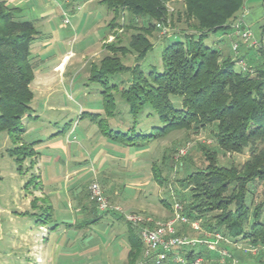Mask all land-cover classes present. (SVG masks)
I'll return each instance as SVG.
<instances>
[{"label":"trees","instance_id":"1","mask_svg":"<svg viewBox=\"0 0 264 264\" xmlns=\"http://www.w3.org/2000/svg\"><path fill=\"white\" fill-rule=\"evenodd\" d=\"M170 1L101 0L116 15L129 14L131 19L126 17V26L130 29L135 28L136 19L141 24L137 33L130 36L128 48L109 43L105 46L108 54L97 65L91 64L89 80L100 86L104 116L86 114L108 142L125 147L145 148L175 132H183L186 138L209 134L213 143L210 149L197 144L203 156L202 166L194 167L189 161L188 148L179 156L185 174L176 182L186 194L176 195L181 207L178 213L186 220L201 221L212 238L222 233L233 241L248 242L258 253L250 264H264V29L248 69L235 71L234 65H239L246 55L232 57L223 49L207 46L203 39L218 31L234 33L233 26L245 0H173L183 3L178 17L184 19L186 28L181 31H188V35H165L164 42L171 40L161 52L160 70L150 66L144 71L140 63L159 40L157 33L161 28L156 26H172L167 7ZM36 36L33 23L23 19L18 8L0 0V133L23 132L21 122L31 109L30 85L39 66L30 57ZM234 43L249 50L253 47L239 37ZM128 53L135 55L131 65L118 56ZM125 74L126 80L121 77ZM109 120L126 124L112 126ZM17 137L19 148L23 149L21 136ZM244 151L249 153V159L240 167L218 164V152ZM151 173L157 185L165 183L161 167L152 165ZM106 198L109 199L107 195ZM128 225L132 250L127 264H139L143 262L145 247L138 229ZM195 249L180 254L188 261L204 256ZM153 256L154 253L150 258ZM172 257L174 254L170 253L163 264H174Z\"/></svg>","mask_w":264,"mask_h":264},{"label":"rangeland","instance_id":"2","mask_svg":"<svg viewBox=\"0 0 264 264\" xmlns=\"http://www.w3.org/2000/svg\"><path fill=\"white\" fill-rule=\"evenodd\" d=\"M45 1L52 2L54 5H52L51 9L54 12H58L57 9L62 10L66 13L69 19V24L66 26V28L62 29L60 27L59 29V32L64 36V42H57V48H61L62 50L65 49L66 51L71 50L73 52H77L81 47L84 48V50H90L91 52H93V47L95 46L96 41L95 37L97 36V33H101L100 29H96V24L100 18L102 19L104 18V15H106L105 8H102L101 12H96L100 9L97 7L98 5H100V0H94L92 4H87L84 7L82 6V8L80 6L84 4V0H77L75 3H72L68 6L65 3L66 0H23V6L25 7L27 5V7L30 8V5L33 3L34 5L40 7ZM258 1L260 2V4H262V7L256 8L254 7V4H256V2ZM93 6H95V8H93ZM167 7L171 13L170 19L172 21V26L170 25V27H166L164 28V30L160 26L162 31L156 26V29L160 30L159 33H157V35H159L157 39L159 40L154 45L153 49L147 54L145 59L140 63L144 71H147V68L150 66L153 70H160L161 52L165 47L167 41L171 40V38H169L168 40H166V42H164L165 39L162 38L165 35L173 37V35L178 34L181 38L188 35V31H185L186 33H183L181 31L186 28L184 19L178 17V14L182 13L183 11V3L181 1L172 0L168 2ZM255 9H259L260 11H262V20L260 21V26L262 27L260 28L258 39L253 38L255 40V44L252 45L253 47H251L250 49L251 51L254 50L251 58L254 57V54L256 52L254 48H259L261 34L264 29V10L262 0H245L238 16V20H242L244 28L254 31L255 26L252 24L251 26L249 24L245 25L243 17L248 14L252 15ZM112 14L116 15V13L114 12H112ZM80 15H84V18L81 20H79ZM126 15L127 14L118 13L114 19V22L110 26V34L112 38L109 43H113L114 46L120 45L128 48L130 36L137 33L139 24H141V20L136 19L133 22L135 28L130 29L128 26H126L128 25L126 17H128L130 21L131 16L129 14L128 16ZM61 18H64L63 14L60 19L58 18L57 22L60 23L62 20ZM78 22H80V26L78 29H76V31H74L73 27H75ZM59 23L56 24L57 28ZM231 31L232 30H229L227 32L218 31L215 33H211L203 39L204 43L209 47L223 49L230 56L237 57L243 47H241V44H238L237 51H232V45L236 40V35L233 32L231 33ZM74 32L76 33L74 34ZM72 37H75L74 41H72ZM107 54L108 52L104 50L99 58H94V63L92 64L97 65L103 55ZM118 56L121 57L123 63H126L128 65H131L133 62H135V55L133 53H128L126 56ZM86 57L87 59H89L90 53L87 54ZM250 61V57H245L244 60H242L245 68L248 69L247 65L250 64ZM44 64H47L46 59ZM89 64H87V69L89 68ZM45 68H48L47 72H49L51 64H48V66H46ZM234 70L240 71V66L238 64H235ZM75 77L76 75L73 74L69 81H66L64 83H57L55 86H53V89L50 92L51 94L48 96L47 94H45L42 98H40L41 96L39 97L37 95V93H39V89L36 88L42 81L35 80V83H33L36 94L35 99L31 101V109L21 122V129L23 130V132L21 133V135L16 134L17 136H21L19 142L23 145V149L19 148L20 145L17 142L18 137L15 134L9 135L6 132L0 133V210H2V214L0 216V230L2 231L3 237L5 239L3 243L4 245L10 240V235H12L13 229L15 227L13 225V222L10 221L9 215H7L6 213H8L9 211H13L15 209V205L17 207L21 206V209H24L23 200L26 195H29L28 192L32 193L33 190L39 192L43 188L41 186V183H39V176L36 167L31 163V152H29L30 149L34 147L39 148L36 149L35 155L38 156L37 160L39 163L40 172L43 174V183L45 182V180H48L47 184H45V187H48L50 185L51 188H58L60 185L58 190L63 191V194L61 195L63 198V196H65V188L67 183L64 182L61 177L55 179L54 181L52 178V174H54L56 178L59 173L58 169L53 165L54 163H56L55 158L56 156H61L60 154H58V151H55V146H59L61 144L67 146V143H69L70 147L77 148V151L80 155L79 158L74 159L72 156H70L69 169H71L72 172V163L78 161L79 159H82V156H85L86 154L82 149V146L84 145L83 141H87L88 138H93V133L91 131H88V133L85 132L87 127V120L82 119L80 121L78 116L82 111L90 110L91 101L95 98H97L98 101L96 103H93L92 106L94 108H98V106L101 105V98L97 92V90H100V87L97 84L88 81L87 84L82 83L81 79L84 78L85 80V77H83L82 74H79L76 77V81H74ZM121 77L126 80L127 74L122 75ZM56 78L57 77L51 79V81H56ZM118 104L121 105L122 102L120 101ZM79 121L80 123L76 127ZM120 123L122 126L126 124L124 122L109 120V124L112 126ZM68 130L71 131L70 134V131L68 132ZM185 135L186 134H184L183 132H175L164 139L149 143L144 148L145 150L142 153H136L135 151L132 153L138 158L136 159V164L131 163L128 164V166L125 168L122 167L123 170L128 172L136 171L130 172L131 174H136V176L138 175L137 177L131 176V179L133 177H136L137 181H143V183H145L147 188L146 192L143 194L146 195L147 200L150 199V202H152L150 203L151 205L147 204L149 206H145L144 208L142 207L139 210L133 209L132 211H129L126 208L127 206L125 204L119 203V201H114L113 199L109 198L107 199L109 203L119 206L126 212L149 217L154 221V223L164 222L161 221V218H159L161 215H164L165 219L170 217L169 211H172L173 208H175L174 206L178 203L176 195L186 194V192L180 189L179 185L176 182L185 174L183 167H180L182 160L179 156L184 155L186 148H188L186 156L189 157V161L193 163L194 167L202 166L203 161H200V159L202 160L203 156H201V152L197 148V144H204L208 148L213 144L211 136L207 133H201L197 136L189 135L188 138H186ZM112 150L114 151L116 150V148L113 147ZM121 151L123 154V158L129 154L127 153V151ZM24 152H28L29 155H25ZM163 158L166 159L163 160L164 166H161ZM248 159L249 153L247 151H244L242 154L223 152H218L217 154L218 164L222 166H227L232 163L236 167H240ZM154 164L161 167L162 177L165 179V183L161 186L157 185L151 178L152 173L150 169ZM188 168L193 169V167L189 166ZM117 171H121L120 164L112 162L110 164V167H108L101 176L105 179H108V177H110L111 181L112 177L107 173H117ZM49 173L50 176H48V179H46V175H49ZM71 178H74V175H72ZM81 179L82 178L77 179L78 181L76 180L75 183H71V181L69 182L68 189L71 193H73L75 188L81 186L80 183H85L86 180L88 182V179ZM115 180L116 182L114 186L119 188V179ZM96 181L100 184L103 190L105 188H108L109 184L107 181L105 183L103 182V180L101 181L100 179H98V177H96ZM42 190H44V188ZM65 205L66 204L61 201V205H54V211L51 212L48 208H44L46 209L45 211H38V209H34V212L39 215L37 217L32 216L29 212L26 215V221L20 220V222H22L21 227L23 228L21 231L25 232V229H28L30 227L29 221L33 224L36 219H43L45 226L49 229H52L54 223L62 220V207ZM25 209L29 210V207H26ZM48 215H50L51 217L48 218ZM181 218L186 220V218L183 216ZM192 222L198 224V226L200 227L198 231H195L191 228L190 225ZM17 225H19V223ZM49 233L51 234L52 230H50ZM175 233L177 236L186 237L193 240H213V234L205 230V228L201 226V221L199 220H186V222L180 220L177 224V228L175 229ZM216 234L223 236L222 233ZM116 240H118V242L120 241L119 236H117ZM115 244H118L117 241H115ZM186 250H188V246L187 248L183 247V249L175 251L174 257H176V255L181 256L180 253ZM196 250L201 251L204 255L203 257H201V264H250L255 262V257L258 255L257 249L251 246L248 242H244L240 239L233 241L229 238H225V241H220L216 245V248L210 251L216 254L210 256L206 255V253L209 251L206 247L203 246L201 248H197ZM220 252H225V254L227 255L223 257ZM206 256L208 257V259L205 258ZM21 259L24 260L23 256L20 253H16V255L9 253L7 254L6 258H2L1 260L3 262L7 261L10 264H15L19 263Z\"/></svg>","mask_w":264,"mask_h":264},{"label":"crops","instance_id":"3","mask_svg":"<svg viewBox=\"0 0 264 264\" xmlns=\"http://www.w3.org/2000/svg\"><path fill=\"white\" fill-rule=\"evenodd\" d=\"M4 1L9 7L18 8L20 11V16L25 20L31 21L37 31V36L30 48V57L33 60L39 62V66L34 72V78L30 85L31 91L33 93L32 101L35 99L36 95L33 87L35 80L42 81L40 85L36 87L39 89V93H37V95L39 97L41 96L40 98H42L45 94H47V96L50 95L53 86H55L57 83L69 81L73 74H75L76 77L79 74H82L83 77H85V80L84 78L81 79L82 83L84 84H87V81L91 82L89 80L90 66L92 63H94V58H99L102 55L105 50V46L109 44L112 38L110 34V25L112 20L116 17V15L112 14V10L102 3L101 0L99 1L100 5L97 7L100 9L96 12H101V9L105 8L106 15H104V18H100L96 24V29H100L101 33H97V36L95 37L96 41L95 46L93 47V52L90 50H84V48L81 47L77 52H73L71 50L66 51L65 49L62 50L61 48L58 49L56 46L57 42H64V36L59 32L60 27L65 29L67 25L63 24V18H61V24L57 22L58 18L60 19V17H62L63 11L57 9L58 12H54L51 9L52 5H54L52 2L45 1L40 7L32 3L29 8L27 5L25 7L23 6V0ZM76 1L77 0H66L65 3L68 6L72 3H75ZM93 2L94 0H84V4L80 7L82 8V6L84 7L85 5L92 4ZM254 7H262V4H260L258 1L256 4H254ZM93 8H95V6H93ZM244 17L243 20L245 25L249 24L251 26L252 24L255 26L254 31L248 30L252 31L251 33L254 39H258L260 28L262 27L260 26V21L262 20V11L255 9L252 15L248 14ZM83 18L84 15L79 16V20ZM80 22H78L79 25L77 24L75 27L72 25L74 31L79 28ZM57 23H59L58 28L56 25ZM75 33L76 32H74V34ZM72 39V41H74L75 37H72ZM253 52L254 51L249 50V48L243 47L239 53V56L246 55V57L249 58L251 55H253ZM86 53H90L89 59H87ZM104 56L105 55H103V57ZM103 57L99 60V62L103 59ZM45 59L47 60V64H44ZM48 64H51L49 72H47L48 68H45L48 66ZM87 64H89L88 69L86 68ZM55 77H57L56 81L52 82L51 79ZM76 77L74 78V81L77 80ZM97 92L101 98V105L98 106V108H94L92 105L93 103H96L98 99H93V97V100L90 104V110L82 111L78 116L80 121L82 119L87 120L85 132L88 133V131H91L93 133V138H88L87 141H83L84 145L82 146V149L86 154L85 156H82V159L72 163V172L71 169H69L70 156H72L74 159L79 158L80 155L77 151V148L70 147L69 143H67V146H64L63 144L55 146V151H58V154L61 156H56V163L53 164L59 171L58 176L55 178L54 174H52V178L54 181L55 179L61 177L63 181L67 183L65 188V196H63V198L61 196L63 191L58 190L60 185L58 188H51L50 185L45 187V184H47L48 180H45L43 183V174L40 172L39 163L37 160L38 156L35 155L36 149L39 148H31V163L36 167L39 176V183H41V186L44 188V190H42V188L39 192L35 190H33L32 193L28 192L29 195H26L23 200L24 209H21V206L17 207L15 205V209L13 211H9V214L6 213L9 215L10 221L13 222L15 227L13 229L12 235H10V240L5 245L3 244L5 239L3 237L2 231L0 230V264H10L7 261L3 262L1 260L2 258H6L7 254L9 253L15 255L16 253H20L23 256L24 260L21 259L19 263L15 264L128 263L129 252L132 250L130 241L131 231L128 223L124 219L120 218L117 214L103 213L98 211L96 205L93 203V200L90 197L88 188L93 181H96V177H98V179L101 181L103 180L105 183L107 181L109 184L108 188L103 190L107 197L113 199L114 201H119V203L125 204L129 211H132L133 209L139 210L142 207L144 208L145 206L147 207L151 205L150 203L152 202H150V199L147 200L146 195L143 194L146 192L147 186L145 183H143V181H137L136 177L138 175L136 176V174L130 173L136 171L128 172L122 169V167H127L128 164H136V159L138 158L132 154L134 151L136 153H142L145 149L125 147L110 143L99 133L97 125L93 123L90 120V117L86 114L98 113L102 117L104 116L100 90H97ZM80 121L77 123L76 127L79 125ZM69 131L70 130H68V132ZM70 133L71 131L69 134ZM113 147L116 148V150L113 151ZM121 150L127 151V153H129L128 155L130 156L127 155L123 158ZM112 162L119 163L121 171H117V173L106 172L112 177L110 181V177L105 179L101 175L108 167H110ZM72 175H74V178H71ZM48 176H50V173L49 175H46V179H48ZM131 176L136 177L131 179ZM79 178L88 179V182L86 180L85 183H80L81 186L75 188L73 193H71L68 189L69 182L71 181V183H75V181ZM115 179H119V188L114 186L116 182ZM61 201L66 204L62 207L63 217L61 218L62 220L54 223L52 229H49L45 226L43 219H36L33 224L29 221L30 227L25 229V232L21 231L23 228L21 227L22 222H20V220L26 221V215L29 212L32 216L37 217L39 214L35 213L34 209H38V211H45L46 209L44 208H48L51 212L54 211V205H61ZM26 207H29V210H26ZM169 212L170 217L166 219L164 218V215L159 217L161 218V221H173L176 214L180 216L175 208ZM1 214L2 210H0V216ZM50 217L51 216L48 215V218ZM178 222L179 221L174 222V229L177 228ZM18 223L19 225H17ZM50 230H52L51 234L49 233ZM117 236L120 238L119 242L116 240ZM207 240L211 241L210 239ZM115 241H117V245L115 244ZM202 246L206 247L204 244H198L194 247L197 249L201 248ZM189 248L192 247H188V249ZM207 250L209 251L206 253L208 256L216 254L214 252H210L211 250L208 248ZM174 252L175 251L172 253L174 254ZM176 258H182V256L176 255V257H174L172 260L173 263ZM151 259L152 258H145L143 254V262H140L139 264H147L150 261L152 262L153 259Z\"/></svg>","mask_w":264,"mask_h":264},{"label":"built area","instance_id":"4","mask_svg":"<svg viewBox=\"0 0 264 264\" xmlns=\"http://www.w3.org/2000/svg\"><path fill=\"white\" fill-rule=\"evenodd\" d=\"M62 14L64 17L62 21L63 24L68 25V16L65 12H63ZM157 27H160V25H157ZM233 27L236 37H239L243 43L251 46L255 44V40L253 39L252 33L247 28H244L242 20H238ZM237 48L238 45L234 43L232 45V51H237ZM238 63L240 68L245 71L246 68L244 67L243 62L239 61ZM88 191L98 211L103 213L118 214L122 216L127 223L138 229L140 239L145 247L144 257L150 258L154 253L153 260L155 264H163L165 261H167L168 255L172 253V251L176 248L187 246L194 247L197 244H204L209 250L212 251L216 248V245L220 241H225V239L219 234L214 235L213 240L211 241H208L207 239L193 240L188 239L186 237L177 236L173 226L174 222L180 220L186 222L185 219L181 218L176 214L173 221L154 223L151 218L145 217L144 215L126 212L119 206L112 205L109 203V201L104 195L102 187L97 181H93L89 185ZM175 209L177 211H180L181 207L176 204ZM153 223L155 226L153 225ZM190 226L195 231L200 229L198 224L195 222H192ZM221 254L223 257L227 255L225 254V252ZM174 262L176 264H201L202 259L200 257H197L191 261H188L183 258H176Z\"/></svg>","mask_w":264,"mask_h":264},{"label":"water","instance_id":"5","mask_svg":"<svg viewBox=\"0 0 264 264\" xmlns=\"http://www.w3.org/2000/svg\"><path fill=\"white\" fill-rule=\"evenodd\" d=\"M263 10H264V0H263ZM262 46H263V50H264V32L262 35Z\"/></svg>","mask_w":264,"mask_h":264}]
</instances>
